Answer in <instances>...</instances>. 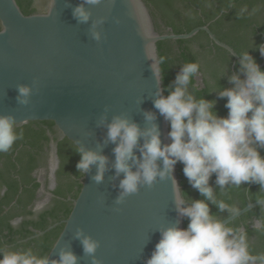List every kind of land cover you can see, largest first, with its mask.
Listing matches in <instances>:
<instances>
[{
  "label": "water",
  "instance_id": "95a60500",
  "mask_svg": "<svg viewBox=\"0 0 264 264\" xmlns=\"http://www.w3.org/2000/svg\"><path fill=\"white\" fill-rule=\"evenodd\" d=\"M80 3L56 0L52 6L49 0L45 12L25 15L15 0H0V25L5 28L0 33V114L11 113L20 124L52 121L60 137L76 147L95 148L102 142L106 130L97 127L96 121L106 105L110 106L109 119L113 113L126 112L141 126L144 111H157L152 95L158 86L163 87L154 74L155 70L161 77L157 42L189 39L205 31L214 44L240 59L207 26L183 34L157 32L143 0H102L92 7L93 18L106 17L101 26L104 39L97 42L88 34L90 21L78 23L73 17V8ZM33 81L31 103L18 104L16 86ZM157 123L166 142L169 125L159 114ZM113 147L105 146L104 154L114 158ZM95 171L93 167L83 176L48 253L50 259L58 258L59 248L68 244L80 257L78 264H91L80 241L73 238L76 227H82L100 242L96 256L102 264H145L160 239L155 229L180 220L172 177L158 178L153 186L141 187L117 205L118 187L110 179L114 170L105 173L101 184L91 179ZM174 178L181 188L177 166ZM256 206H264V201L250 202L222 221L227 224ZM180 226L184 227V220Z\"/></svg>",
  "mask_w": 264,
  "mask_h": 264
},
{
  "label": "clouds",
  "instance_id": "9594fccd",
  "mask_svg": "<svg viewBox=\"0 0 264 264\" xmlns=\"http://www.w3.org/2000/svg\"><path fill=\"white\" fill-rule=\"evenodd\" d=\"M55 3L56 0H52V6ZM101 3L102 0H81L72 13L78 23L90 21L88 34L97 42L104 39L101 26L106 17L93 18L92 7ZM208 6H212V0H208ZM255 11L253 8L249 12L244 6L238 15H252ZM3 30L4 26L0 25V33ZM257 47L264 56V43ZM200 69L199 62L184 63L167 86V95L165 88L158 86L152 95L157 111L143 112V126L126 112L113 113L109 119L110 106L106 105L96 121L97 127L106 130L103 140L97 142L95 148L77 145L80 159L76 168L85 176L95 167L91 177L95 184L103 183L105 173L114 170L110 179L113 186L118 187L117 205L139 192L141 187L153 186L158 178L172 177L174 203L180 220L155 229L160 233V239L145 264H264V255L250 253L244 230L227 226L210 209V204L220 211L228 207L217 198V189L224 193L246 182L264 188V155L261 154L264 150V69L248 50L240 53L239 70L228 76L232 86L214 88L219 98H227L226 116L218 114L217 100L195 95L199 85L193 80ZM221 73L220 78L227 74V68ZM154 74L157 84L161 85L164 77L158 76L155 70ZM35 84L33 81L16 86L18 104L27 106L31 103ZM157 114L169 125L166 142L162 140ZM22 138L23 129L15 116L0 114V153L9 152ZM108 144L114 145V158L103 152ZM177 163L183 165L184 176L204 199L177 194L184 192L174 178ZM213 174L215 188L209 183ZM184 219L188 221L187 226L181 227L180 221ZM254 227L264 230V221L258 220ZM73 238L80 241L91 264H102L96 256L98 240L82 227H76ZM57 257L50 259L49 255H38L32 248H0V264H78L80 259L68 244L59 248Z\"/></svg>",
  "mask_w": 264,
  "mask_h": 264
},
{
  "label": "trees",
  "instance_id": "16d2710c",
  "mask_svg": "<svg viewBox=\"0 0 264 264\" xmlns=\"http://www.w3.org/2000/svg\"><path fill=\"white\" fill-rule=\"evenodd\" d=\"M25 15L36 12V0H15ZM159 33H188L199 26H207L215 37L230 46L240 57L249 51L261 69L263 59L258 45L264 43V0H143ZM247 6L252 15H238L241 7ZM191 12V15L188 13ZM162 86L165 95L167 86L175 79L184 63L199 62V75L193 83L199 87L197 98L217 100L216 110L226 116L227 98H219L214 88L231 87L228 76L239 70V61L225 49L214 44L205 31H199L189 39L162 40L157 42ZM263 63V64H262ZM227 74L221 76V70ZM243 78V74L241 73ZM23 138L18 140L7 153H0V248L23 250L32 248L38 255H48L59 236L65 220L81 187L83 175L78 173L76 164L80 159L77 147L67 138L60 137L52 121H34L21 124ZM52 145L59 162L56 171L57 185L50 190L51 200L47 207L34 211L40 186L47 182L38 181V171L46 169V160ZM264 155V150H261ZM182 196L204 199L193 189L183 174V165L177 163ZM209 183L215 188V175ZM217 198L228 206L220 211L210 204L211 211L221 220L245 207L250 202L264 201V188L256 183H243L240 187L229 188ZM235 208L232 212L230 209ZM258 220L264 221V206H256L226 225L243 229L253 255H264V230L254 227ZM188 221L184 219V227ZM53 226L49 230V227ZM42 234H39L41 233Z\"/></svg>",
  "mask_w": 264,
  "mask_h": 264
},
{
  "label": "rangeland",
  "instance_id": "374dc122",
  "mask_svg": "<svg viewBox=\"0 0 264 264\" xmlns=\"http://www.w3.org/2000/svg\"><path fill=\"white\" fill-rule=\"evenodd\" d=\"M48 2L49 0H36L35 3H34V7L36 9V12H45L47 7H48ZM150 11V10H149ZM152 18V17H151ZM152 22H153V25H154V21L152 19ZM49 160L51 161V169H53L54 167V161H55V146L52 145L51 149H50V152H49ZM39 179L44 182L43 180V175L39 176ZM49 188L52 187V180H51V183H49ZM48 187L45 188V185H44V188L43 189L46 193L49 192L48 190ZM43 193V191H42ZM41 193V194H42ZM50 198V195H47V194H43L42 196H40L37 200V202L35 203V207H36V210L39 211L43 208H45L48 204H49V199Z\"/></svg>",
  "mask_w": 264,
  "mask_h": 264
},
{
  "label": "flooded vegetation",
  "instance_id": "af4514ba",
  "mask_svg": "<svg viewBox=\"0 0 264 264\" xmlns=\"http://www.w3.org/2000/svg\"><path fill=\"white\" fill-rule=\"evenodd\" d=\"M49 156H47V160H46V166H45V170L43 169H40L39 171H38V174H37V176L39 177V176H41V175H43V181H46L47 182V187L49 186V183H51V180H52V187L51 188H49L48 187V190L50 191V190H52V189H54L55 187H56V185H57V178H56V171H57V169H58V166H59V162L55 159V161H54V167H53V169H51V167H50V165H51V161L49 160V158H48ZM57 161V162H56ZM39 182H41V181H39ZM42 189H45L44 188V185L42 184L41 186H40V188H39V192H38V195H37V198H39L40 196H42L43 194H47V195H49L50 193L49 192H45L44 190H42ZM42 191H43V193H42ZM42 193V194H41ZM50 200H51V195H50V198H49ZM38 200V199H37ZM50 200H49V203H50ZM37 202V201H36ZM35 202V203H36ZM49 205V204H48ZM47 205V206H48ZM46 206V207H47ZM34 211H37L36 210V207H35V205H34ZM44 209V208H43ZM42 210V209H41ZM40 211V210H39Z\"/></svg>",
  "mask_w": 264,
  "mask_h": 264
},
{
  "label": "crops",
  "instance_id": "0c3cea01",
  "mask_svg": "<svg viewBox=\"0 0 264 264\" xmlns=\"http://www.w3.org/2000/svg\"><path fill=\"white\" fill-rule=\"evenodd\" d=\"M38 181H41L40 179H39V177H38ZM42 182V181H41ZM50 193V192H49ZM50 195V194H49Z\"/></svg>",
  "mask_w": 264,
  "mask_h": 264
}]
</instances>
